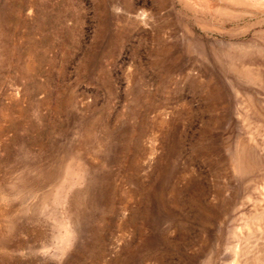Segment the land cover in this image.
Returning <instances> with one entry per match:
<instances>
[{
	"label": "rangeland",
	"instance_id": "rangeland-1",
	"mask_svg": "<svg viewBox=\"0 0 264 264\" xmlns=\"http://www.w3.org/2000/svg\"><path fill=\"white\" fill-rule=\"evenodd\" d=\"M253 263L264 0H0V264Z\"/></svg>",
	"mask_w": 264,
	"mask_h": 264
},
{
	"label": "bare ground",
	"instance_id": "bare-ground-1",
	"mask_svg": "<svg viewBox=\"0 0 264 264\" xmlns=\"http://www.w3.org/2000/svg\"><path fill=\"white\" fill-rule=\"evenodd\" d=\"M259 216H260V215H259ZM257 217H258V216H257ZM257 217H256V218H257ZM251 220H252V219H251ZM257 220H258V219H257ZM235 249H236V248H235ZM253 264H255V263H253ZM257 264H258V263H257Z\"/></svg>",
	"mask_w": 264,
	"mask_h": 264
}]
</instances>
